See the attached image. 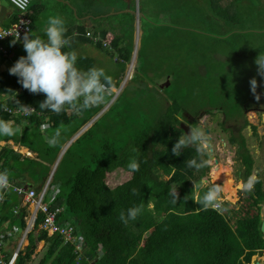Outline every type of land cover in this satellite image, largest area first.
<instances>
[{
  "label": "trees",
  "instance_id": "obj_1",
  "mask_svg": "<svg viewBox=\"0 0 264 264\" xmlns=\"http://www.w3.org/2000/svg\"><path fill=\"white\" fill-rule=\"evenodd\" d=\"M33 1H30L29 6ZM196 1L188 0L187 4L195 7ZM209 1L216 3L221 10L233 9L232 17L235 22L242 19L235 13L240 8L241 0ZM184 3L186 0L171 1L172 6ZM169 4L170 0H160L156 15L163 16V12L169 11ZM138 7L140 16L141 7L140 5ZM144 10L147 11V17L153 13L150 12L153 7ZM145 11L143 17L147 19ZM128 13L131 15V41L136 18L134 12L130 13L128 10ZM139 20L140 17L138 22ZM165 25L172 26L168 22ZM84 28L83 24H79L77 29L83 33ZM106 32L101 29L99 35L104 38ZM179 32L182 31H177L170 39L175 52L179 49ZM73 40L86 41L99 49L114 52L113 59L123 62V72L125 64L131 62L134 54L131 55L132 45L122 47L123 33H115L106 46L100 42L93 43L85 36L78 39L72 37L71 50L75 44ZM254 44L247 56L242 55L239 50L234 51L232 55L243 56L245 59L257 57L259 54L264 55V41ZM67 50L69 49H65ZM214 59L219 61L215 57ZM236 62L238 67L243 64L241 61ZM76 66L86 71L94 67V60L90 57L78 56ZM3 75L5 76L2 79L1 89L10 96L17 92L13 99H8L10 106H18L19 101L21 105L31 103L40 109L39 104L46 98L45 94L30 93L18 82L19 78L11 75L9 71ZM108 75L112 78L113 86H118L119 76ZM168 79L167 85L166 78L165 81L162 80L164 81L162 84L156 83L152 86L146 84V87L138 90L139 86L144 85L142 82L134 90L141 94L139 96H125L120 100L125 90L122 94L119 93L108 109L75 140L90 135L95 130V124L103 122L104 128L98 130L94 139H91L95 143L101 142L100 151L93 156V166L79 168L69 180L65 194L61 188L51 185L50 179L49 184L54 188L56 197L48 201V210L55 212V220H75L74 224L78 232L84 234V239H79L82 243L80 254L74 252L73 242L65 241L67 239L65 235H49L41 226L46 218L43 211L36 213L35 225L28 232V244L23 248L18 246L16 249L18 251H13L16 240L15 230L17 228L20 232L25 230L26 220L30 214L27 205L21 204V199L28 189H33L37 193L36 190L44 188L48 177L41 169L44 162L37 152V141L40 135H47L50 138L56 129H61L62 133V127L76 113L69 112L70 108H66L59 115L40 109L39 115L36 113L29 115L32 123L38 126L44 123L48 125L49 122L47 130L41 133L39 128H28L27 132L24 130L22 134L12 137L15 145L18 143L20 147L28 148L30 152L35 153V157L24 156L7 144L0 145V172L6 171L9 179V187L3 190V199H0V220H9L11 222L9 231L14 229V232L10 231L12 235L0 233V244L10 243L11 247V249L0 248V264H250L254 254L262 256L264 261V235L260 231V208L264 202L262 180L257 176L259 181L251 191L241 190L243 202L240 214L236 215V208L227 201L222 203V209L219 211L211 206L205 209L194 201L201 197L207 188L213 187L210 184L201 185V179L207 176L209 165L199 170L187 166L189 160L200 159L195 146L186 147L179 156H174L171 152L179 136L184 135L190 128L199 127L197 118L200 116V108H205L203 111L207 113L223 114L226 120L224 122L220 120L222 122H219V126L220 129L226 130L225 121L234 116L238 110L237 103L231 99L229 85L227 88L223 86L221 90L219 85L213 84L212 95L208 96L206 104L202 106L200 103H195L194 107L197 110L190 113L183 107L184 102L191 97L188 95L186 85L181 86L179 93H175L172 79L170 77ZM238 89L240 90V87ZM234 93L232 96L236 97ZM194 97L197 99L193 92V101ZM197 97L200 99V93H197ZM108 99L110 96L107 101ZM263 100L264 94L258 103ZM193 101H190L192 105ZM258 103L257 106H260L261 104ZM216 104L218 105L214 108ZM102 106L86 111H90L89 116L96 115ZM45 115L49 116L50 121L42 122ZM8 118L12 116L7 112H0V119ZM241 121L245 125L250 124L245 115L242 116ZM251 127L255 130V126L251 125ZM239 137L240 141L232 135L228 139L238 145L236 152L240 161L239 166L243 167V170L239 169L241 172L239 175L243 176L245 173L244 177H247L251 171H254V159L246 148V137L240 130ZM39 141L48 150V140L39 139ZM63 142L60 135L57 149ZM47 153L48 151L44 154ZM50 153L56 154V151L51 150ZM134 158L140 163L139 171L135 173L128 169V163ZM203 158L208 160L209 153ZM223 168L220 165L214 167L212 178L217 181L223 180L224 193L233 196L235 189L230 174L228 169L224 172ZM119 172L128 174V178L110 187L109 178H113ZM35 176L38 180L34 183ZM132 189L137 190L136 195L132 194ZM175 191L177 199L176 203H173ZM135 206L142 207L137 219L129 220L127 223L122 222L120 213L123 211L127 215V210ZM229 216L236 217L233 225L228 220ZM40 220L41 224H39ZM38 228V232L35 233L34 230ZM40 241L44 244L36 255V245ZM70 245L73 246V250ZM99 245H102L104 252L100 256L97 252ZM13 253L16 254L12 255Z\"/></svg>",
  "mask_w": 264,
  "mask_h": 264
},
{
  "label": "rangeland",
  "instance_id": "obj_2",
  "mask_svg": "<svg viewBox=\"0 0 264 264\" xmlns=\"http://www.w3.org/2000/svg\"><path fill=\"white\" fill-rule=\"evenodd\" d=\"M1 1L5 5L10 4V7L13 8L9 0ZM171 1L168 7L169 11L163 12V16H160L156 15L158 13L157 10H159L160 0H128L127 3L126 0H61L62 4L67 5L71 16V18H63L66 23L72 20L73 17H86L82 14L92 16L93 18L89 17V20L94 23V17L98 15L101 17V22L107 26L112 38L115 33H123L122 47L132 45L131 55L134 53L135 57L132 62L125 64L123 72V62L120 60L117 62L113 59L114 52L108 49H97L91 43L86 44L91 49V52L86 51L85 55L94 58V67L104 69L106 74L119 76V84L118 86H113L110 99L98 113L96 112V115L94 114L95 116H89L88 113L90 111L85 110L84 114H74L65 123L67 126L64 125L62 127L63 131L61 133V139L64 142L58 149V143L50 145L47 142L49 148L46 150L45 145L39 139L48 140V137L47 135H40L37 141V152L44 162L41 169L48 175L45 184L51 179V185L61 188L65 194L69 180L75 172L81 167L93 166V156L100 151L101 142L95 143L91 139H94V135L99 132L98 130L104 128L103 122H97L94 126L95 130L93 129L94 131L90 135H84L77 141L75 140L88 129L94 120L108 109V106L117 98L119 93L122 94L125 90L120 100L125 96H139L141 94L134 92V90L142 82H144V85L139 86L138 90H142L143 87H146V84L151 86L156 83L162 84L166 78L170 77L175 93H179L181 86L185 87L186 85L188 95H191V97L187 99V102H184L183 107L190 113H194V110H197L194 107L195 103H200L202 106L206 104L208 96L212 95L211 88L213 84L215 86L219 85L221 90H223V86L227 88L229 85L231 99L237 103L238 110L234 116L225 121L224 127L237 128V130H230L231 135L237 141H240L239 130L244 134L246 137V148L254 159V171H251L249 175L258 176L264 186V122L262 121L264 115H262L263 110L260 109L263 108L264 100L258 103L262 99V94H264V78L257 74V65L254 62L256 57L245 59L243 56L232 55L234 51L239 50L242 55L247 56L254 43L264 41V0H241L239 3L240 8L235 12L242 18L239 22L237 20L235 22L232 17L234 14L233 9L221 10L216 3L209 0H195V7L188 6V0L183 5L180 4L178 6H172ZM42 2L38 10L43 8L46 14L52 12L60 13L56 9L57 3L53 0H43ZM139 5L142 13L140 16ZM149 7H153V10L150 11L153 13L147 17V11L144 9ZM128 10L130 13L134 12L136 18L132 28L133 38L131 41V15ZM40 11L36 12V22L38 24H40ZM144 11L147 19L143 17ZM62 13L63 11L60 14ZM139 17L140 20L138 22ZM166 22L172 26L165 25ZM177 31L182 32H179V49L175 52L170 39L172 38L171 36L176 35ZM80 52L82 51L78 48L76 53L79 54ZM214 57L219 61H216ZM236 61H241L243 64L238 67ZM253 77L258 82L257 93L260 95L258 101L250 90L249 82ZM163 79L164 81L162 82ZM239 87L240 90L238 89ZM165 91L166 89H164ZM193 92L197 98L195 99L194 97V101ZM234 92L237 93L235 94ZM197 93H200V99L197 97ZM233 93L236 97L232 96ZM190 101H193V105ZM257 103L261 105L257 106ZM251 106H256V108L252 109L250 108ZM200 109V116L197 118V122L199 127L209 137L211 144L208 152L209 172L207 176L202 177L201 185H219L221 193L218 200H227L229 205L233 204L237 211L236 215H238L243 202V193L240 185L241 182H246L250 176L244 177L245 173L243 176L239 175L241 173L239 169L243 170V167L239 166L240 161L236 152L238 145L230 142L228 130H222L219 126V122L226 120L225 116L218 112V114L207 113L203 111L205 108ZM71 111L70 109L69 112ZM243 115L249 122L253 123L255 130L249 124L250 128L248 125H242L241 119ZM183 122L185 123V121ZM185 128H188V126H185ZM7 145L12 147L8 142ZM14 150L24 156L35 157V153L30 152L27 148L16 146ZM51 150H55L56 154H49ZM47 151L48 153L44 154ZM217 165L223 166L224 172H227L228 169L232 186L235 189L233 196H228V194L224 193L223 180H213V169ZM127 178L128 174L126 175L123 172L116 173L113 178H109L108 185L113 187L116 183L123 182ZM37 180L38 177L35 176L34 183ZM26 192L29 191L27 190ZM31 202L26 200L25 205L30 207L29 204ZM33 209L38 211L41 206L34 205ZM262 211H264V202L260 208L261 218ZM30 216L31 211L27 217L28 225L32 222ZM235 218L233 216L228 217L231 225L235 223ZM38 230L39 228L35 229L34 232L37 233ZM6 234L10 235L11 233L8 232ZM25 235L26 233L20 232L17 236L14 252L18 246L23 248L26 245L27 240L24 243L21 241V238L23 239ZM42 247L43 241L38 242L35 253L39 252ZM97 252L98 256L101 253L104 254L103 249L100 247ZM256 262L264 264L263 257L259 254L252 255L250 264H255Z\"/></svg>",
  "mask_w": 264,
  "mask_h": 264
},
{
  "label": "clouds",
  "instance_id": "obj_3",
  "mask_svg": "<svg viewBox=\"0 0 264 264\" xmlns=\"http://www.w3.org/2000/svg\"><path fill=\"white\" fill-rule=\"evenodd\" d=\"M30 0H17L22 11H26ZM67 32L65 20L56 15L49 16L47 26L44 29V39L41 35L34 34L31 30L26 31L22 38L23 48L26 56H20L13 66L9 68L11 75H16L22 87L32 94L43 93L45 99L39 104L42 110H49L57 115L70 108L74 113L80 114L85 110L99 107L106 103L107 98L112 94L113 81L111 76L106 74L104 69L91 67L86 71L76 66L78 59L74 50H71L72 37L65 35ZM4 34L0 37H4ZM21 41L20 34L16 32L12 44ZM65 49H69L65 51ZM257 74L264 78V55L259 54L255 58ZM250 90L258 101V82L255 77L250 79ZM6 110V109H5ZM35 109L21 105L18 101V111L24 116H29ZM48 125L42 127V131L47 130ZM23 129L15 125L14 121L0 119V136L12 137L22 134ZM61 129H56L52 136L48 138V143L54 145L58 142ZM195 146L200 159L193 158L187 162V166L197 170L208 165V160L203 157L210 151V139L205 131L200 127L190 128V131L179 136L173 144L171 152L174 156L181 155L186 147ZM140 163L137 159H132L128 163L129 171L135 173L139 171ZM259 181L256 175H252L246 182H241L240 188L243 191H251L255 183ZM9 187L7 172H0V199H3V190ZM221 193L219 185L207 188L202 196L194 202L207 209L214 208ZM132 194L136 195L137 190L132 189ZM177 193L173 195V203H176ZM221 206L216 210L222 209ZM228 202V201H227ZM142 207L135 206L125 212L120 213V220L127 223L129 220H136L141 214Z\"/></svg>",
  "mask_w": 264,
  "mask_h": 264
},
{
  "label": "crops",
  "instance_id": "obj_4",
  "mask_svg": "<svg viewBox=\"0 0 264 264\" xmlns=\"http://www.w3.org/2000/svg\"><path fill=\"white\" fill-rule=\"evenodd\" d=\"M42 1L43 0H34L32 2V4L28 7V10H27V12L25 14V17L26 18L28 17V19L30 20V28H29V30H31L34 34L41 35L44 39H46V37L44 36V29L47 26V20H48L49 16L58 15V16H60L62 18H71V16L69 14V10H68L67 5L62 4L61 0H53V1L57 3L56 9L59 10L60 13L63 11L62 14L53 13V12L46 14L45 9H43V8L40 9L41 11L38 10V8L41 6V2ZM35 9H36V11H34ZM38 11H40V13H39V15H40L39 16L40 17V24H38L36 22V20H37V13L36 12H38ZM20 13L21 12L16 7L13 6V8H11L10 4L5 5L0 0V30L11 27V25L18 19ZM82 15L86 16V17H83V18H77V17L74 18L73 17L72 20H69V22L66 23V27H67V32L65 33L66 36H68V37H77V39L79 37H81V36H83V37L85 36L86 38H88L86 36V32L87 31H92V32H95V33L101 35V29L107 31L105 36H104V38L110 36V34H109L110 31L108 30L107 26H105L101 22V19H100L101 17L96 15L97 17H94L95 21H94V23H92L89 20V17H92V16L87 15V14H82ZM16 17H17V19H16ZM79 24H83L85 26L83 33H81L77 29V28H79ZM23 35H22V38H23ZM22 38H21L20 42H17L15 44H12L11 42H7V41H12L13 39H7L4 42H2V46L5 49V51L0 50V54H1L0 55V112L1 111L6 112V111H8V109H14L16 107L18 109L17 105L16 106H10L9 102H8V99L9 98L13 99L14 95H16L17 92L14 95L10 96L9 93L6 92L5 90H2L1 87H2V79L5 76V75H3V73H7L9 71V68L14 65V63L18 60V58L20 56H26V52H25V50L23 48ZM73 41H75V40H73ZM86 44H89V43L86 42V41H81V40L75 41L74 48L72 50H74L76 52L78 50V48H79L82 51L79 54L76 53L77 57L78 56L90 57V56L85 55L86 51L87 52H91V49L89 47H87ZM93 47H95V46H93ZM95 48H97V47H95ZM97 49H99V48H97ZM90 58L94 59L93 57H90ZM105 104L106 103H104L103 106L100 109H102L105 106ZM24 105L34 108L35 112H32V113H36V115L40 114V112H39L40 109L35 107L34 104L28 103V104H24ZM8 114H10L12 116V118H8L6 121H14L15 125L20 126L23 129V131L26 130V132H27L28 128H33V129H38L39 128L41 133H42L41 129H42L43 126L46 125V123H44V125L38 126L36 123H32L31 116H24L22 113H19V112H13V113H8ZM48 121H50L49 120V116L45 115L43 120H42V122H48ZM48 125H49V122H48ZM7 138L8 137H5V136L0 138V145L7 144V142H8L9 144L12 145V147L14 149H16V146H19L18 143H16L17 145L14 144V139H13L14 137L9 138V139H7ZM6 140H8V141H6ZM49 183H50V181L48 180L47 181L46 190H45V193H44V197H43V202L45 204H48L49 200L55 199V197H56L55 196V190H54L53 187H50ZM42 190H43V188H41V190H36V192H37L36 194H39ZM23 198L24 197H22V199H21V204L25 205ZM29 210H31V208ZM27 213L29 214L28 210H27ZM32 221L33 222H31V224L28 225V220H26V228H25L24 231H21L23 233H26L25 237H23V239L21 238L22 243H24L27 240L26 241L27 242L26 245L28 244V239H29L28 238V232L30 231V228L34 227L36 220H32ZM55 222H56V225H65L67 227H71L70 236H75L76 238L79 237V236L82 237V238L84 237V234H82L81 232H78L79 230L77 229V226L74 224L75 220H66V219L65 220L64 219L61 220L60 219V220H55ZM10 224H11V222L9 220H0V233L3 232L4 235H7L6 233H8L10 231L14 232V229H10V231H9V227H11ZM39 224H41V220H40ZM15 233H16L15 237L17 238V236L20 234V230L17 228V230H15ZM8 238L10 239V236ZM9 239H7V241H9ZM61 240L63 242L62 238H61ZM43 244H44V242H43ZM70 246H71V250H73V246L72 245H70ZM99 247L102 248V245H99ZM0 248L11 249L10 243H8V244H0ZM16 251H18V250H16ZM84 251H86L85 247H84Z\"/></svg>",
  "mask_w": 264,
  "mask_h": 264
},
{
  "label": "built area",
  "instance_id": "obj_5",
  "mask_svg": "<svg viewBox=\"0 0 264 264\" xmlns=\"http://www.w3.org/2000/svg\"><path fill=\"white\" fill-rule=\"evenodd\" d=\"M9 1L21 13L19 14L18 19L11 25V27L0 30V35L9 34V35H5L4 37H0V50H3V51H5V49L2 46V42H4L7 39L15 38L16 32H18L20 34V37L22 38V35L26 31H29V28H30V20L28 19V17L27 18L25 17V14H26V12L28 10L29 4H28V7H27V10L26 11H22L21 7L18 6L17 0H9ZM86 36L90 39L91 42H93V43L100 42L103 46H106L109 43V41L112 39V37L102 38L99 34H95L92 31H87L86 32ZM6 112L13 113V112H19V111H18V109L16 107L14 109H8V111H6ZM46 186H47V183L45 184L43 190L39 194H36L33 189H28L29 192H26L24 194V196H23L24 197L23 198L24 199V203L26 202V200L27 201H32L29 204L31 206L30 220H34L35 219L36 213L38 211H43L46 214V218H45V220H43V228H45L47 230L49 235H54V234H63V235H65L66 238H67L65 241L73 242V244H74V252L76 254L79 252V254H80L81 249H82V243L79 241V239L82 238V237L79 236L78 238H76L75 236H70L71 227H67L65 225H63V226L56 225L55 212L49 211L48 207H47V204H45L43 202V197H44V193H45V190H46ZM34 205H40L41 209L36 211L35 209H33ZM212 206L214 208L218 209V208H220L221 203H220V201H217ZM28 208L30 209L29 206H28ZM15 254L16 253H14V255ZM81 255H83V252L81 253Z\"/></svg>",
  "mask_w": 264,
  "mask_h": 264
},
{
  "label": "water",
  "instance_id": "obj_6",
  "mask_svg": "<svg viewBox=\"0 0 264 264\" xmlns=\"http://www.w3.org/2000/svg\"><path fill=\"white\" fill-rule=\"evenodd\" d=\"M134 54H133V56H132V59H131V62H132V60H133V58H134ZM169 83V79L167 78V81L165 82V84L167 85ZM249 126V125H248ZM249 128H250V126H249ZM188 131H186V133H187ZM263 213H262V218H261V223H260V231L262 232V233H264V211H262ZM255 264H259V262H256Z\"/></svg>",
  "mask_w": 264,
  "mask_h": 264
},
{
  "label": "flooded vegetation",
  "instance_id": "obj_7",
  "mask_svg": "<svg viewBox=\"0 0 264 264\" xmlns=\"http://www.w3.org/2000/svg\"><path fill=\"white\" fill-rule=\"evenodd\" d=\"M250 108H256V106H251ZM260 109H262L263 110V112H262V115H264V108H260ZM256 111H257V109H256ZM248 122H249V120L248 119H246ZM262 121L264 122V118L262 119ZM224 122V121H223ZM251 125H253V123H251V122H249ZM249 124V125H250ZM242 125H245V124H243V122H242ZM246 125H248V124H246ZM254 126V125H253ZM226 130H228V133H229V136L231 135V131L230 130H237V128H234V127H230V128H226ZM228 136V137H229Z\"/></svg>",
  "mask_w": 264,
  "mask_h": 264
},
{
  "label": "bare ground",
  "instance_id": "obj_8",
  "mask_svg": "<svg viewBox=\"0 0 264 264\" xmlns=\"http://www.w3.org/2000/svg\"><path fill=\"white\" fill-rule=\"evenodd\" d=\"M131 66V65H130ZM228 178V177H227ZM61 226H63V225H61Z\"/></svg>",
  "mask_w": 264,
  "mask_h": 264
}]
</instances>
